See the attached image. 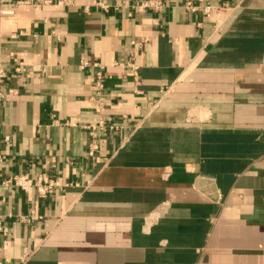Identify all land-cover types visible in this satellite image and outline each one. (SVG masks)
Segmentation results:
<instances>
[{"label":"crops","instance_id":"obj_1","mask_svg":"<svg viewBox=\"0 0 264 264\" xmlns=\"http://www.w3.org/2000/svg\"><path fill=\"white\" fill-rule=\"evenodd\" d=\"M107 1L0 0L1 170L65 183L3 189L2 264H264V0Z\"/></svg>","mask_w":264,"mask_h":264},{"label":"built area","instance_id":"obj_2","mask_svg":"<svg viewBox=\"0 0 264 264\" xmlns=\"http://www.w3.org/2000/svg\"><path fill=\"white\" fill-rule=\"evenodd\" d=\"M53 0H45V2H52ZM57 3L62 4L68 2V0H56ZM93 4L101 7L102 9L108 10L111 7V4L107 0H93ZM164 6V0H143L138 3L137 7L140 12H143L147 9L160 10ZM185 6L190 10L202 11L206 15H210L215 12H219L224 6L223 4L213 5L210 1L203 2L199 4H194L192 1H186ZM87 8V7H86ZM11 60L13 61L14 71L24 72L27 70V67L24 64H21L18 56L15 53H11ZM85 61L83 65H87ZM132 68L136 70L137 66L131 64ZM8 73L0 63V196H3V189L5 187H16L22 191L30 192L35 189L39 198H45L48 195L52 194L56 189H59L65 185L63 180L58 176L46 169L38 171L36 174L29 172H14V173H3L1 170V163L4 161V154L2 152L3 145H9L11 142V137L9 135L2 134L1 132V107L5 102V99L9 92L12 89L5 88L6 79ZM91 101L95 103V111L99 114L98 121L96 124L84 125L85 128H91L92 130L104 129L106 127H113L107 119L103 116V109L105 108L107 101V92L105 88V72L104 69H99L96 71V79L94 84V93L90 96ZM96 146L93 143L90 144L89 154L91 156L95 153ZM37 218V213L33 207L30 206L28 214L20 215L19 220L29 223ZM0 232L4 235L8 233V226L3 222L2 217L0 216ZM1 250V246H0ZM0 264H2L0 260Z\"/></svg>","mask_w":264,"mask_h":264}]
</instances>
